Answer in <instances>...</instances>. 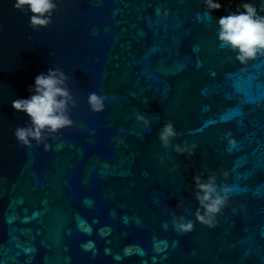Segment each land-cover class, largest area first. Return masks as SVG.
<instances>
[{"label": "water", "instance_id": "water-1", "mask_svg": "<svg viewBox=\"0 0 264 264\" xmlns=\"http://www.w3.org/2000/svg\"><path fill=\"white\" fill-rule=\"evenodd\" d=\"M240 2L197 21L203 0H58L33 31L0 0V264H264V56L242 65L215 36ZM49 66L69 75L76 107L44 151L18 145L27 117L11 100ZM89 91L108 97L104 111L88 110ZM166 120L178 135L164 148ZM184 141L193 155L173 151ZM213 171L234 189L218 226L173 231V213L195 219L193 174Z\"/></svg>", "mask_w": 264, "mask_h": 264}, {"label": "clouds", "instance_id": "clouds-1", "mask_svg": "<svg viewBox=\"0 0 264 264\" xmlns=\"http://www.w3.org/2000/svg\"><path fill=\"white\" fill-rule=\"evenodd\" d=\"M206 11L196 13L197 21L212 19L211 13L222 7L221 0H203ZM13 8L28 16V25L33 31L47 28L52 23L54 12L58 8V0H14ZM157 15L161 14L162 6L157 5L154 9ZM168 9H163V15L168 16ZM216 40L221 49L227 48L235 54V59L242 65L258 55L264 56V0H241L234 10L226 9V14L215 18ZM199 66V65H198ZM69 75L59 66H49L46 71L37 74L32 84L28 86L29 95L17 97L11 100L14 111L23 113L27 120L21 126L17 125L12 131L18 145L31 147L33 142L42 145L44 151L51 149L50 139H56L57 134L63 129L74 125V120L69 107H76L72 92L68 87ZM107 96L96 91L87 93L86 103L88 110L99 113L105 110ZM136 124L145 128L151 126V120L139 111L133 113ZM89 135L95 136L96 129H89ZM123 127L117 129L116 146H126V138L122 135ZM178 135L172 120L162 123L158 139L162 147L167 148L172 139ZM228 144L235 147L236 141L227 133ZM178 154H194L198 147L193 141H184L172 146ZM173 169L177 165L173 164ZM227 177L228 173H222ZM194 198L197 208L193 213L195 219L184 214L173 213L171 215L172 230L177 233H191L195 223L215 229L218 217L224 214L228 206L233 187L227 184L219 185L215 172L207 176L203 173L193 174ZM177 208L182 207L178 202ZM195 221V223H194ZM127 223V218H125ZM178 243V242H177Z\"/></svg>", "mask_w": 264, "mask_h": 264}]
</instances>
